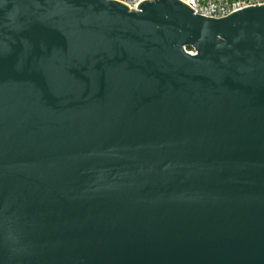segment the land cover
<instances>
[{"label": "water", "instance_id": "1", "mask_svg": "<svg viewBox=\"0 0 264 264\" xmlns=\"http://www.w3.org/2000/svg\"><path fill=\"white\" fill-rule=\"evenodd\" d=\"M0 264H264V5L0 0Z\"/></svg>", "mask_w": 264, "mask_h": 264}, {"label": "built area", "instance_id": "2", "mask_svg": "<svg viewBox=\"0 0 264 264\" xmlns=\"http://www.w3.org/2000/svg\"><path fill=\"white\" fill-rule=\"evenodd\" d=\"M137 10L143 2L155 0H110ZM194 10V14L210 19H222L229 15L250 7L264 5V0H179ZM194 55V52L189 51Z\"/></svg>", "mask_w": 264, "mask_h": 264}, {"label": "trees", "instance_id": "3", "mask_svg": "<svg viewBox=\"0 0 264 264\" xmlns=\"http://www.w3.org/2000/svg\"><path fill=\"white\" fill-rule=\"evenodd\" d=\"M188 50H189V51H192V48H189Z\"/></svg>", "mask_w": 264, "mask_h": 264}]
</instances>
